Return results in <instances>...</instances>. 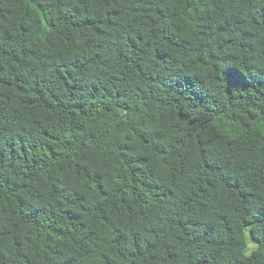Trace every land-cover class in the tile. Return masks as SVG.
Wrapping results in <instances>:
<instances>
[{"label":"trees","instance_id":"1","mask_svg":"<svg viewBox=\"0 0 264 264\" xmlns=\"http://www.w3.org/2000/svg\"><path fill=\"white\" fill-rule=\"evenodd\" d=\"M0 264H264V0H0Z\"/></svg>","mask_w":264,"mask_h":264}]
</instances>
